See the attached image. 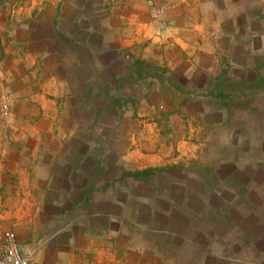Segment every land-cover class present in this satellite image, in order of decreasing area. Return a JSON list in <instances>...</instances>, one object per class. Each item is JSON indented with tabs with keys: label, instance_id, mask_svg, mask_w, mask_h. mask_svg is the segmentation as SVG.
Returning a JSON list of instances; mask_svg holds the SVG:
<instances>
[{
	"label": "crops",
	"instance_id": "1",
	"mask_svg": "<svg viewBox=\"0 0 264 264\" xmlns=\"http://www.w3.org/2000/svg\"><path fill=\"white\" fill-rule=\"evenodd\" d=\"M238 2L0 0V227L34 264H264L197 167L211 106L186 89Z\"/></svg>",
	"mask_w": 264,
	"mask_h": 264
},
{
	"label": "rangeland",
	"instance_id": "2",
	"mask_svg": "<svg viewBox=\"0 0 264 264\" xmlns=\"http://www.w3.org/2000/svg\"><path fill=\"white\" fill-rule=\"evenodd\" d=\"M238 3L245 22L233 40L236 47L220 56L215 70L202 72L198 85L186 82V89L211 106L210 115L191 122L196 128L191 136L199 137L200 127L212 143L203 154L199 150L197 167L212 186L220 182L230 188L238 225L249 226L248 238L259 245L247 243L245 248L264 261V0ZM219 92L228 98L213 101L210 94ZM159 110L165 111L164 106ZM191 140L182 141L180 156L191 157Z\"/></svg>",
	"mask_w": 264,
	"mask_h": 264
},
{
	"label": "built area",
	"instance_id": "3",
	"mask_svg": "<svg viewBox=\"0 0 264 264\" xmlns=\"http://www.w3.org/2000/svg\"><path fill=\"white\" fill-rule=\"evenodd\" d=\"M34 251L18 243L15 231L0 227V264H34Z\"/></svg>",
	"mask_w": 264,
	"mask_h": 264
}]
</instances>
